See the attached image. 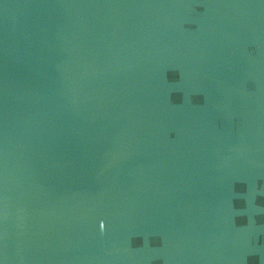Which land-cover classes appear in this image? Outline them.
<instances>
[{"label": "water", "instance_id": "1", "mask_svg": "<svg viewBox=\"0 0 264 264\" xmlns=\"http://www.w3.org/2000/svg\"><path fill=\"white\" fill-rule=\"evenodd\" d=\"M0 264H264V0H0Z\"/></svg>", "mask_w": 264, "mask_h": 264}]
</instances>
